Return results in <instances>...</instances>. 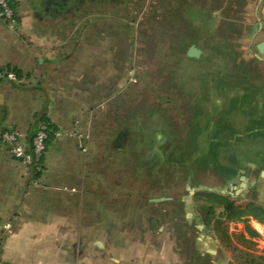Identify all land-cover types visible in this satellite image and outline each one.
<instances>
[{"label":"rangeland","instance_id":"374dc122","mask_svg":"<svg viewBox=\"0 0 264 264\" xmlns=\"http://www.w3.org/2000/svg\"><path fill=\"white\" fill-rule=\"evenodd\" d=\"M75 1L63 38L80 40L91 80L109 77L112 98L96 129L110 136L92 158L95 201L79 205V226L103 230L114 215L142 214L136 228L153 219L155 231L144 241L169 245L177 262L264 264V217L235 201L233 187L252 151L264 150V0L248 12L223 0L220 13L207 0ZM92 133L72 137L83 135L88 152ZM228 203L241 212L230 218Z\"/></svg>","mask_w":264,"mask_h":264},{"label":"crops","instance_id":"0c3cea01","mask_svg":"<svg viewBox=\"0 0 264 264\" xmlns=\"http://www.w3.org/2000/svg\"><path fill=\"white\" fill-rule=\"evenodd\" d=\"M10 1L18 22L14 30L0 23V69L20 75L17 81H0V133L17 131L30 141L39 125L47 122L60 138L52 142L40 172L18 164L7 149L0 150V262L191 264L177 262L169 245L159 248V242L144 241L155 231L153 219L150 229L136 228L144 221L142 214L114 215L115 227L103 230L79 226V205L95 201L92 158L107 149L99 144L110 136L96 132L104 127L110 108L109 77L104 75L98 84L95 77L91 80L93 57L79 52L78 38H63V15L74 14L77 1L69 0L73 6L62 9L52 6L58 0ZM207 1L209 9L222 7L223 0ZM256 2L235 0V12L244 7L246 12L253 10ZM260 120L264 133V115ZM84 130L93 132L88 152L80 139L72 137ZM109 193L112 197L110 189Z\"/></svg>","mask_w":264,"mask_h":264},{"label":"built area","instance_id":"2783aa9c","mask_svg":"<svg viewBox=\"0 0 264 264\" xmlns=\"http://www.w3.org/2000/svg\"><path fill=\"white\" fill-rule=\"evenodd\" d=\"M17 14L9 4L8 0H0V23L14 30L17 27ZM9 79L17 81L14 72L0 70V81ZM49 128L42 123L36 130L33 138L28 141L17 131H6L0 133V150L7 149L17 163L22 166L42 171L43 163L48 152V142L50 140ZM82 142L85 141L83 135H75ZM54 138H60L59 133H54ZM10 229L11 226H7ZM0 264H2L0 262Z\"/></svg>","mask_w":264,"mask_h":264},{"label":"flooded vegetation","instance_id":"af4514ba","mask_svg":"<svg viewBox=\"0 0 264 264\" xmlns=\"http://www.w3.org/2000/svg\"><path fill=\"white\" fill-rule=\"evenodd\" d=\"M252 153L255 159L246 163V169H238L236 172L233 185L235 201L246 202L244 205L246 211L264 217V170L260 169L259 165L264 163V150ZM235 212H241L236 204Z\"/></svg>","mask_w":264,"mask_h":264},{"label":"trees","instance_id":"16d2710c","mask_svg":"<svg viewBox=\"0 0 264 264\" xmlns=\"http://www.w3.org/2000/svg\"><path fill=\"white\" fill-rule=\"evenodd\" d=\"M8 2H9V4L11 5V7L13 8L11 1L8 0ZM13 9H14V8H13ZM14 11H15V10H14ZM0 70H3V69H0ZM14 73L17 75V77L20 75V73H19L18 71H16V70H14ZM45 123H46V125L48 126L49 131L51 132V134H50V140H49V142H48V149H49L50 146H51V144H52V142H53L54 139H55V138H54V133H55V131H54V129L52 128V126H50V124H48L47 122H45ZM225 210L228 211V214H229L230 216H231V214L235 213V208H234L233 204H231V203H228V204L226 205ZM230 218H233V215H232ZM252 234L255 235L256 233L252 232Z\"/></svg>","mask_w":264,"mask_h":264},{"label":"water","instance_id":"95a60500","mask_svg":"<svg viewBox=\"0 0 264 264\" xmlns=\"http://www.w3.org/2000/svg\"><path fill=\"white\" fill-rule=\"evenodd\" d=\"M257 49L260 54H264V43L258 45ZM201 54H202V51L199 50L196 46H192L187 53L188 57L196 58V59L199 58ZM156 201L158 202V200Z\"/></svg>","mask_w":264,"mask_h":264}]
</instances>
